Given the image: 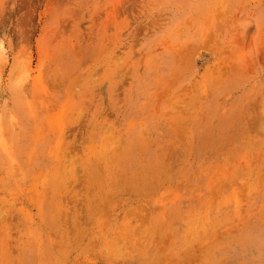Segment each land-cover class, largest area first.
Returning a JSON list of instances; mask_svg holds the SVG:
<instances>
[{
	"label": "rangeland",
	"instance_id": "1",
	"mask_svg": "<svg viewBox=\"0 0 264 264\" xmlns=\"http://www.w3.org/2000/svg\"><path fill=\"white\" fill-rule=\"evenodd\" d=\"M0 264H264V0H0Z\"/></svg>",
	"mask_w": 264,
	"mask_h": 264
},
{
	"label": "bare ground",
	"instance_id": "2",
	"mask_svg": "<svg viewBox=\"0 0 264 264\" xmlns=\"http://www.w3.org/2000/svg\"><path fill=\"white\" fill-rule=\"evenodd\" d=\"M125 5H127L125 7V11H130L131 6H133L131 4L128 5V1L125 2ZM87 17L89 16L86 12H82L80 14L74 13L71 15L70 18L59 21L53 31V33L56 32L58 37L62 39L61 43L58 45L57 50H59V47L63 48V51H65L63 55H67L72 60L76 56H79L81 53L85 55L82 56V59H84L86 62L94 57L89 56L90 52L93 50L91 43L93 35L89 30L90 27L87 25ZM91 17L92 19L96 18L95 16ZM75 32H79V40L75 43H71L70 46L66 45V42H64L65 40L62 37L66 36L68 38L71 36L72 33ZM62 45H64L65 47H62ZM144 64L145 61L142 64V61L136 60L133 62L131 69H128V71H125L124 68L120 67L117 69L111 68L109 71H103L100 73L97 72L94 75L93 79H88L85 83L80 86L79 92H81V94H84V92H91L90 95L93 93H97V95L100 97V100L105 99V97L108 96L109 88L112 86V84H114L116 79L129 78L133 75L140 74L144 68ZM123 81L126 80L123 79Z\"/></svg>",
	"mask_w": 264,
	"mask_h": 264
}]
</instances>
